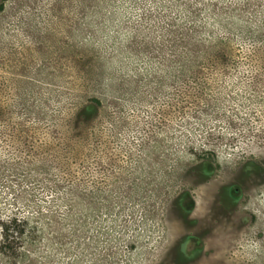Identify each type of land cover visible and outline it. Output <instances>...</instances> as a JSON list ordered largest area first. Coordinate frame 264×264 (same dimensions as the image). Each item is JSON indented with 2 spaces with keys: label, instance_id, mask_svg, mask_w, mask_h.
<instances>
[{
  "label": "rangeland",
  "instance_id": "rangeland-1",
  "mask_svg": "<svg viewBox=\"0 0 264 264\" xmlns=\"http://www.w3.org/2000/svg\"><path fill=\"white\" fill-rule=\"evenodd\" d=\"M0 264H264V0H0Z\"/></svg>",
  "mask_w": 264,
  "mask_h": 264
},
{
  "label": "trees",
  "instance_id": "trees-1",
  "mask_svg": "<svg viewBox=\"0 0 264 264\" xmlns=\"http://www.w3.org/2000/svg\"><path fill=\"white\" fill-rule=\"evenodd\" d=\"M3 5V4H2Z\"/></svg>",
  "mask_w": 264,
  "mask_h": 264
}]
</instances>
